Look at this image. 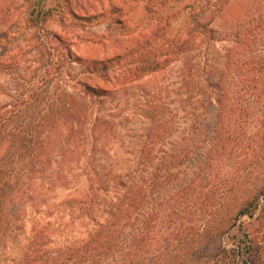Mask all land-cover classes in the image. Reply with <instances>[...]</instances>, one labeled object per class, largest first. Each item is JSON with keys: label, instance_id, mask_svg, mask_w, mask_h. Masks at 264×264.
I'll use <instances>...</instances> for the list:
<instances>
[{"label": "trees", "instance_id": "16d2710c", "mask_svg": "<svg viewBox=\"0 0 264 264\" xmlns=\"http://www.w3.org/2000/svg\"><path fill=\"white\" fill-rule=\"evenodd\" d=\"M134 1L156 13L140 25L153 45L124 69L104 63L89 73L114 86L168 68L175 78L164 90L170 94L156 88L138 156L142 172L119 174L109 195L103 174L92 180L90 171L65 169L84 143L98 146L107 121L104 90L75 73L72 37L51 28V20L64 28L55 0H0V241L10 239L16 214L45 187L77 175L97 180L79 193L78 218L91 225L88 231L50 248L47 227L36 230L15 264H178L195 247L208 252L245 216L258 224L244 233V247L264 237V0ZM70 2L78 17L94 10L91 0ZM228 14L220 29L217 22ZM172 136L181 143L167 147ZM195 140L200 162L192 156ZM194 163L193 176L172 183ZM147 169L153 170L143 175ZM95 186L102 192L93 199ZM166 189L167 198L156 197ZM226 194L240 197L231 204ZM221 245L208 263L226 252Z\"/></svg>", "mask_w": 264, "mask_h": 264}, {"label": "rangeland", "instance_id": "374dc122", "mask_svg": "<svg viewBox=\"0 0 264 264\" xmlns=\"http://www.w3.org/2000/svg\"><path fill=\"white\" fill-rule=\"evenodd\" d=\"M55 2L60 10L59 14L63 16L64 28L58 20H51V28L53 31L62 33V35L72 37L68 41L73 44L71 50L75 58L72 65L75 73H80L82 77L90 75L89 81L96 83L104 90L101 96V108L104 119L107 121V134L102 141H99L98 146L84 143L83 147L80 148V153L68 157L70 162L64 163L65 169L75 174L81 171H90L89 178L92 180L95 178L94 173L96 175L103 174L104 176H99L104 181L105 186L103 188H109L107 194L111 195L116 193L119 186L115 182L119 178V174L126 173L128 170H136L139 176L142 172L138 156L154 118L153 97L156 88L159 87H161L163 96L170 94L169 91L164 90L173 88L175 70L174 68L164 69L129 83H122L121 81L115 86L113 81H100L96 78L94 71L89 73L91 68L101 67L104 63L106 65L117 63L120 69H124L131 62L137 61L142 53L148 50L150 45H153L148 44L147 38L141 37L140 25L142 24L141 21L154 16L156 13L142 10L134 0H91L95 12L93 10L86 17H78L79 15L74 11L76 7L71 5L70 0H55ZM230 19L231 15H223L216 25L220 29H224ZM0 98H2L1 90ZM181 138L172 136V141L166 143L167 147L171 144L181 143ZM195 143H198L196 146L197 154L192 156L200 162L202 157L198 152L200 153L201 141L195 140ZM1 157L3 156L1 155ZM153 165L156 164L153 163ZM195 167V163L193 168L185 167L183 170L181 167L183 173L180 174L175 173L179 170L177 168L170 170L174 174H179L172 183L176 182L175 185L181 186L182 181L193 176L191 171ZM152 170L143 171V175L146 171ZM159 174H163V171ZM23 182L22 177H20L19 184L23 185ZM92 182L84 179V175L68 177L62 182L56 183L52 189L45 187L39 198L34 196L30 206L27 205L24 212L20 213L19 211L16 214L18 219L13 223L14 228L12 227L10 239L0 241V264H15L26 250L33 232L43 230V227H47L48 235L52 241L49 245L50 248L69 244L82 236L84 231H88L91 225H85L78 218L83 208L79 193L84 191L88 185L92 186ZM227 182V185L232 184L230 180ZM108 183L109 187L107 186ZM34 187L36 188L37 184ZM96 187L89 189L93 199L96 194L102 192ZM113 190L116 191L113 192ZM226 195L231 204L235 203L236 197H240L233 194ZM239 195L242 194L239 192ZM156 197L167 198L168 189L165 190L164 194L159 193ZM150 205L145 206L144 210L146 211ZM262 220L264 221V218ZM257 224L258 221L254 217H242L240 225L227 229L222 239L212 242L208 252L204 246L197 247L198 249L195 247L188 250L186 258L178 264H214L208 263V259L213 254L220 253L216 250L221 244V248H225L226 252L220 254L221 256L215 264H248L249 259L256 260V264H264V237H257L256 245H254L261 247L260 252H256L255 247H244L246 239L244 233L254 231Z\"/></svg>", "mask_w": 264, "mask_h": 264}]
</instances>
